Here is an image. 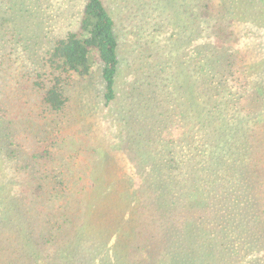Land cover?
<instances>
[{"label": "trees", "instance_id": "trees-1", "mask_svg": "<svg viewBox=\"0 0 264 264\" xmlns=\"http://www.w3.org/2000/svg\"><path fill=\"white\" fill-rule=\"evenodd\" d=\"M67 1L39 70L0 34V264H264V0ZM43 2L0 0L25 50ZM95 71L99 134L69 116Z\"/></svg>", "mask_w": 264, "mask_h": 264}, {"label": "rangeland", "instance_id": "rangeland-1", "mask_svg": "<svg viewBox=\"0 0 264 264\" xmlns=\"http://www.w3.org/2000/svg\"><path fill=\"white\" fill-rule=\"evenodd\" d=\"M52 4V6H48V4ZM43 7L45 10V15L43 18H40L39 14L37 12H33L31 14V18H28V22H25L26 25V30H24V35L30 36L32 40L30 41L32 44L29 46V50H25V47L22 46L21 42H17V38H19V35L17 33H13L15 28H19L18 21L11 24V26H7L6 28H0V34L3 39H7L10 36H13L14 34V40L17 44H14V51L11 54V57L13 58L15 62V67L16 69L22 70V67H30L34 69L35 67L38 68L39 70L41 66H39L38 63L42 62V59L44 58V55L46 54L47 48L52 44L49 43L50 38L44 37L46 35V32L61 34L63 35L66 33L68 30H74L77 28L75 25V20H76V14L79 12L78 9V3L75 2L73 4L68 5L67 0H44L43 2ZM65 8L67 14H65ZM70 13V14H69ZM69 14V15H68ZM16 15V14H15ZM14 15V16H15ZM57 15V17H56ZM66 17V18H65ZM13 18V17H12ZM11 18V20H12ZM39 19H43L45 21V28L47 30L42 31L40 29H37V22ZM13 21V20H12ZM54 32H50L53 31ZM33 31H41V37L37 38L35 37V33ZM123 36L121 38L123 39V45L121 46V51L122 55L124 57L123 63H127L126 57L128 56V52L131 51L129 49L130 43V37L129 34H126V30L122 29ZM51 36V35H50ZM43 42L42 44H40ZM11 43L7 44V50L10 51ZM19 56V57H18ZM18 57V58H17ZM126 66V65H124ZM43 71V69H41ZM99 72L95 71L93 74L94 79L90 80L88 82H85L83 79H79L78 77H74L68 85V94L72 97V106L70 108V113L71 114H76L78 118L80 119V125L82 127L83 124H88L90 130L92 129L95 132L101 133L102 128H103V123L100 120V116L98 115L99 108L101 107L102 104V98L100 97L101 93V87L100 81H99ZM27 96L24 98L27 99V102L24 104V108L22 110V113L25 115V113H31V114H37L41 109L38 107L37 103V98L35 97V94L27 91ZM93 109V110H92ZM97 116L98 118H96ZM113 130L109 131L108 134H110V137H113ZM106 133L100 134V138L105 139L106 141H111L109 137H107ZM94 136H97L95 133ZM111 238V237H110ZM70 238H65V234L61 238H57V243L59 245L64 244L67 242ZM147 239L149 238H137L132 242L131 244H140L144 243ZM113 240V239H112ZM91 244L93 247L89 249V252H87V258H94L95 261L97 262V254L91 255L90 252H96V243L95 241H91ZM59 248L55 247L52 251L51 254L54 255L58 252ZM131 259L136 261V260H141L142 259V252L139 250H136L135 252L132 253ZM94 261V262H95ZM133 261V262H134Z\"/></svg>", "mask_w": 264, "mask_h": 264}]
</instances>
